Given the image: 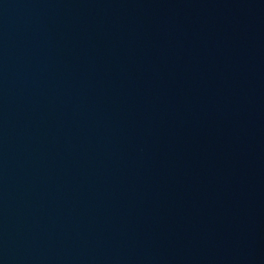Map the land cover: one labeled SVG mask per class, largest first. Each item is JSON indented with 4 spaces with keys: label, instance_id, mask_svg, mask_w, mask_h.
<instances>
[{
    "label": "water",
    "instance_id": "1",
    "mask_svg": "<svg viewBox=\"0 0 264 264\" xmlns=\"http://www.w3.org/2000/svg\"><path fill=\"white\" fill-rule=\"evenodd\" d=\"M0 264H264V0H0Z\"/></svg>",
    "mask_w": 264,
    "mask_h": 264
}]
</instances>
